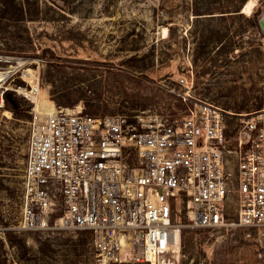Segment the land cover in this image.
I'll return each mask as SVG.
<instances>
[{
	"label": "rangeland",
	"instance_id": "1",
	"mask_svg": "<svg viewBox=\"0 0 264 264\" xmlns=\"http://www.w3.org/2000/svg\"><path fill=\"white\" fill-rule=\"evenodd\" d=\"M247 1L0 0V70L24 61L0 83V264H95L89 230L16 228L34 105L17 89L36 80L38 111L47 97L130 119L182 111L187 91L233 113L264 107V0L250 10ZM228 121L232 134L237 121ZM236 200L231 193V213ZM182 222L180 264H257L249 228L193 227L184 210Z\"/></svg>",
	"mask_w": 264,
	"mask_h": 264
},
{
	"label": "built area",
	"instance_id": "2",
	"mask_svg": "<svg viewBox=\"0 0 264 264\" xmlns=\"http://www.w3.org/2000/svg\"><path fill=\"white\" fill-rule=\"evenodd\" d=\"M23 95L34 105L18 230H89L95 264H180L184 210L193 227L249 228L264 264V107L233 113L187 91L182 111L130 119L83 104L43 113Z\"/></svg>",
	"mask_w": 264,
	"mask_h": 264
},
{
	"label": "bare ground",
	"instance_id": "3",
	"mask_svg": "<svg viewBox=\"0 0 264 264\" xmlns=\"http://www.w3.org/2000/svg\"><path fill=\"white\" fill-rule=\"evenodd\" d=\"M253 3H254L253 0H248L246 2L245 9H247V10L249 9L250 10L252 8V4ZM167 31H168V28L167 27H164V32L166 33ZM17 63L18 64L15 65V66L14 65H10V66H7V68H5V69L0 70V83H3L11 75L12 72H14L19 66L23 65L24 64V61H23V59L20 58V59H18ZM24 75L31 82L34 79L38 78L37 77V71L36 70H33L31 68L25 69L24 70ZM35 81L33 82V89L32 90H29L28 88H22V87H20L18 89V91L20 93L26 94L27 96L32 95L33 98H34V100H36L37 99V91H38V90H36V87H38V84ZM38 108L43 113L51 112V111H53V110L56 109V104H55V102L52 99L47 98V97H44L41 100V102L39 103Z\"/></svg>",
	"mask_w": 264,
	"mask_h": 264
},
{
	"label": "trees",
	"instance_id": "4",
	"mask_svg": "<svg viewBox=\"0 0 264 264\" xmlns=\"http://www.w3.org/2000/svg\"><path fill=\"white\" fill-rule=\"evenodd\" d=\"M240 9V6L237 8V9H235V10H239ZM227 11H230V10H227ZM4 96H5V98L8 100V101H10V96H9V91L8 90H6V91H4ZM12 104H13V109L14 110H17L18 109V107H17V103L15 102V101H12Z\"/></svg>",
	"mask_w": 264,
	"mask_h": 264
},
{
	"label": "water",
	"instance_id": "5",
	"mask_svg": "<svg viewBox=\"0 0 264 264\" xmlns=\"http://www.w3.org/2000/svg\"><path fill=\"white\" fill-rule=\"evenodd\" d=\"M261 25L264 27V19L261 20Z\"/></svg>",
	"mask_w": 264,
	"mask_h": 264
}]
</instances>
